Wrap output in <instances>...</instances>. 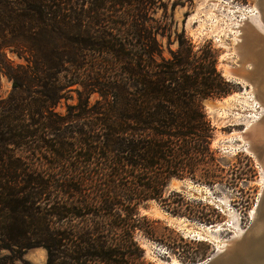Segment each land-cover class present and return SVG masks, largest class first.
<instances>
[{
  "label": "trees",
  "instance_id": "obj_1",
  "mask_svg": "<svg viewBox=\"0 0 264 264\" xmlns=\"http://www.w3.org/2000/svg\"><path fill=\"white\" fill-rule=\"evenodd\" d=\"M159 2L0 0V264L33 249L45 264H152L138 207L176 214L172 179H222L202 103L235 87L210 45L152 17Z\"/></svg>",
  "mask_w": 264,
  "mask_h": 264
},
{
  "label": "rangeland",
  "instance_id": "obj_2",
  "mask_svg": "<svg viewBox=\"0 0 264 264\" xmlns=\"http://www.w3.org/2000/svg\"><path fill=\"white\" fill-rule=\"evenodd\" d=\"M172 3L175 5L173 12L170 10ZM258 3L259 0H161L157 3L160 6L152 17L160 20L161 23H166L172 32L180 33L183 30L195 47L210 45L217 54V71L224 80L235 87L231 95L242 94L229 101L224 99L230 95L222 99L210 100L211 104H222V107L213 112L202 103L214 130L211 149L216 152L217 164L223 169L222 179L217 180L213 185L195 183L187 177L172 179L168 183L166 192L176 193L171 199L176 214L155 201H148L138 207V218L140 221L143 219L146 221L142 222V228L136 231L135 237L144 251L145 261L149 263L205 264L216 255L227 253L228 249L232 248L233 242L250 245L248 250H251L254 239L255 241L260 239V232L264 228V217L256 212L254 218L253 214L264 191V148L255 149L257 152L260 150L262 155L253 154L255 151H251L250 143L246 141L242 143L238 136L247 124H251L257 116H260L259 113L262 116L259 121H262L264 111L259 109L257 114L251 109L249 95H245V90L250 91L252 86L250 83H236L235 80L222 75L223 64L238 67V52L242 50L243 30L252 31L256 39V43H253L255 50L258 37L264 38L263 21L260 20V24L256 22L258 17L256 13L258 11L264 13V3L262 5ZM166 6L167 18H164ZM251 8H256V13L251 12ZM238 26L239 30L235 29ZM235 31H241V36L234 38ZM159 40L165 55L168 54V47L171 50L176 49V44L169 45L166 38ZM7 56L13 64L21 63L14 56L10 54ZM247 64L250 66L249 63ZM262 81L264 82V72ZM260 86L254 90L257 97L264 95V84L262 88ZM10 91V82L6 77H1L0 98H5ZM58 110L63 112L64 105ZM247 159L253 163V172L248 167ZM235 173L240 175L236 177ZM263 207L264 205L262 209ZM218 225H223L221 230L212 231L213 227ZM257 226L261 230L256 231ZM206 227L210 231L205 232V235L196 234L197 231L203 233ZM217 246H224V249L217 253ZM236 251L232 254L235 256L234 261H241L247 257V252L236 256ZM8 255L7 252H0V257ZM45 260L46 253L42 249L30 250L23 256V261L29 264H45ZM7 263L11 264L12 261ZM13 264L21 263L17 260Z\"/></svg>",
  "mask_w": 264,
  "mask_h": 264
},
{
  "label": "bare ground",
  "instance_id": "obj_3",
  "mask_svg": "<svg viewBox=\"0 0 264 264\" xmlns=\"http://www.w3.org/2000/svg\"><path fill=\"white\" fill-rule=\"evenodd\" d=\"M257 9H258V7H257ZM257 9L251 8L250 10H251V12H254L255 10L257 11ZM256 11H255V13H256ZM256 14H258V17H256L257 18L256 22L260 24V22L263 21V24H264V13L261 11L260 12L258 11ZM235 29L239 30V26ZM233 34H235L234 38H236L238 36H241L242 33H241V31H235ZM242 40H243V44L241 45L242 50L240 52H238V55H239L238 67L234 68L228 64H223L222 75L229 78V79L235 80L236 83L242 82L244 84L250 83L252 85V86H250L249 92H247V90H245L246 91L245 95H249L248 98L251 100V101L249 100L251 103V105H250L251 109L253 110V112L258 114L259 109H261V111H264V95H262V97H257L256 92H254V90L256 89L257 86H260V85H261L260 87L262 88L263 84H264V82L262 81L263 80V72H264V38L258 37V41H257L258 44L256 45L257 46L256 50L253 49L254 48L253 43H256V39H255L254 35L252 34V31L250 32V31L243 30ZM222 57H224V56H222ZM247 63H249L250 66H247L248 65ZM241 94L242 93H240V94L235 93L233 95H230L226 99H224V101H229V100L233 99L234 97H239ZM252 94H254L255 96H253ZM219 107H222V104L221 105H218V104H216V105L207 104L206 105V108L212 112L216 111ZM259 115L261 116L260 113H259ZM260 116L259 117L257 116V119L255 118V121L251 122V124L250 123L247 124L244 131L239 132V136H238L240 138L239 140H241L242 143L245 141L250 143V146H252L251 151H253V148H254L253 146L263 147V144H264V119L262 121H259L261 119ZM244 144H246V143H244ZM253 154H255V153L253 152ZM251 215H252V211H251ZM174 220L175 219H172V221H174ZM262 222H263V220H262ZM221 227H223V225L222 226L221 225L215 226V227H213L212 231H217V230L220 231ZM259 228L260 227L257 226L255 230L258 231ZM208 231H210V230L208 227H206V229L203 233L201 231H197L196 234L199 236H202V235H205V232H208ZM237 243L238 242H236L235 245L234 244L231 245L232 248L228 249L227 254L229 253L230 255H232L233 251H236L235 249H237V250L239 249L238 248L239 245H237ZM242 244H244V243H242ZM217 248H218L217 253H220L224 249V246H222V247L217 246ZM198 264H203V263H198Z\"/></svg>",
  "mask_w": 264,
  "mask_h": 264
},
{
  "label": "water",
  "instance_id": "obj_4",
  "mask_svg": "<svg viewBox=\"0 0 264 264\" xmlns=\"http://www.w3.org/2000/svg\"><path fill=\"white\" fill-rule=\"evenodd\" d=\"M264 3V0H259L258 5H262ZM207 104H211L210 100H205L203 102L204 107H206ZM253 150L255 151L254 153L257 154H263L260 152V150H258V152L256 151L257 148L259 149L261 146H253ZM264 148V144L263 147ZM261 148V150H263ZM256 149V150H255ZM263 160H264V156H263ZM264 205V191L261 195V199H259V202L257 203L256 207H255V213L254 215L259 213L261 217H264V207L262 209V206ZM259 216V215H258ZM256 218V217H254ZM260 229V228H259ZM255 241V240H254ZM253 241V245H252V249H250V245L249 246H245L242 245V243L238 242L237 245L238 246V250L235 252V255H240L241 253H246L247 252V257L243 260H239V261H234L235 259L230 255L229 253H225V254H221V255H216L215 257H213L212 259L208 260L205 264H264V228L263 230L260 232V239L256 240L255 242ZM233 244L235 245L236 242H233ZM243 246L242 248H240L241 246ZM245 246V247H244ZM231 256V257H230Z\"/></svg>",
  "mask_w": 264,
  "mask_h": 264
}]
</instances>
